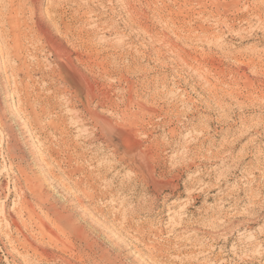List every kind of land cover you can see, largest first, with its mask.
<instances>
[{
  "label": "rangeland",
  "instance_id": "374dc122",
  "mask_svg": "<svg viewBox=\"0 0 264 264\" xmlns=\"http://www.w3.org/2000/svg\"><path fill=\"white\" fill-rule=\"evenodd\" d=\"M0 264H264V0H0Z\"/></svg>",
  "mask_w": 264,
  "mask_h": 264
},
{
  "label": "bare ground",
  "instance_id": "6f19581e",
  "mask_svg": "<svg viewBox=\"0 0 264 264\" xmlns=\"http://www.w3.org/2000/svg\"><path fill=\"white\" fill-rule=\"evenodd\" d=\"M29 1V0H28ZM32 2V1H31ZM11 130V129H10ZM12 132V131H11ZM12 135H13V133H12ZM12 146V145H11ZM15 149V148H14ZM13 152V151H12ZM15 155V154H14ZM15 158H16V156H15ZM22 171H23V169H22ZM30 177V176H29ZM33 181V180H32ZM28 182V181H27ZM30 182V181H29ZM31 186V185H30ZM35 188V187H34ZM30 189V188H29ZM36 189V188H35ZM34 189V191H36ZM34 194V193H33ZM42 194H43V192H42ZM45 194V193H44ZM36 195H37V192H36ZM48 196V195H47ZM40 199V198H39ZM46 203V202H45ZM32 205V204H31ZM54 206V205H53ZM27 208V207H26ZM51 209V208H50ZM35 211V210H34ZM44 212V211H43ZM56 212V211H55ZM58 212H60L59 210H58ZM57 213V212H56ZM30 214V213H29ZM36 214V213H35ZM48 214V213H47ZM32 216V215H31ZM33 217V216H32ZM46 217V216H45ZM54 218H56L57 220L56 221H58V223H59V226H60V228H63L64 230H66L67 232L69 231V232H71V233H76L77 231H76V227L73 225V223H72V221L70 220V218L68 217V215L66 216V215H62V213H59V214H57L56 215V217H54ZM53 218V219H54ZM38 219V218H37ZM39 220V219H38ZM17 222V221H16ZM14 223H15V221H14ZM74 224H76V223H74ZM16 225V224H15ZM40 228V227H39ZM59 228V227H58ZM46 229V228H45ZM57 229V228H56ZM44 230V229H43ZM53 231V230H52ZM23 232V231H22ZM65 233V232H64ZM51 234V233H50ZM45 236V235H44ZM26 237V236H25ZM45 237H47V236H45ZM53 237V236H52ZM65 237V236H64ZM35 238V237H34ZM55 238H57V237H55ZM25 240V239H24ZM53 241H55V240H53ZM59 241V240H58ZM26 242V241H25ZM82 242V241H81ZM57 243V242H56ZM63 243V242H62ZM31 246V245H30ZM40 246V245H39ZM27 248V247H26ZM28 249V248H27ZM74 250V249H73ZM32 251V250H31ZM107 252V251H106ZM109 256V255H108ZM113 262V261H112Z\"/></svg>",
  "mask_w": 264,
  "mask_h": 264
}]
</instances>
